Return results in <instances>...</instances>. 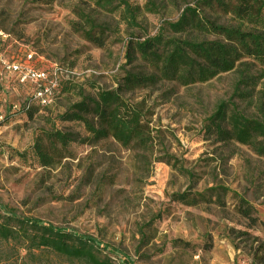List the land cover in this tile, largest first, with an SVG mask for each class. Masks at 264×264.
I'll list each match as a JSON object with an SVG mask.
<instances>
[{
  "label": "rangeland",
  "instance_id": "rangeland-1",
  "mask_svg": "<svg viewBox=\"0 0 264 264\" xmlns=\"http://www.w3.org/2000/svg\"><path fill=\"white\" fill-rule=\"evenodd\" d=\"M127 1L140 9L135 24L118 1L103 9L99 0H0V204L96 237L114 264H254V250L264 245V157L256 138L222 142L205 126L221 101L248 116L259 112L261 68L250 71L259 81L253 101L234 95L237 72L189 86L127 87L126 72L145 69L124 57L129 36L157 34L197 0ZM84 15L118 27L105 49L74 30ZM13 63L58 79L61 88L47 106ZM119 87L123 98L143 104L151 131L146 149L111 137L94 142L83 123L61 118ZM38 143L53 157L48 166L30 149ZM240 199L253 208L257 226L238 212ZM0 264L89 263L55 253L26 256L0 240Z\"/></svg>",
  "mask_w": 264,
  "mask_h": 264
},
{
  "label": "trees",
  "instance_id": "trees-1",
  "mask_svg": "<svg viewBox=\"0 0 264 264\" xmlns=\"http://www.w3.org/2000/svg\"><path fill=\"white\" fill-rule=\"evenodd\" d=\"M116 1L124 5L127 23L135 24L140 9L127 0H99V5L114 9ZM83 19L84 24L74 25V30L81 31L100 48L107 47L110 33L119 31L118 27L88 15ZM124 57L127 63L140 62L145 68L137 73L126 72L122 83L127 87L147 88L162 81L189 86L237 72L234 95L253 101L259 81L256 82L258 76L251 74V67L259 66L264 75V0H197L194 7H186L177 21L166 22L157 34L146 37L131 34L125 43ZM120 87L101 90L97 98L77 103L61 118L83 123L94 142L111 137L123 146L146 149L151 131L143 104L123 98ZM206 123V132L215 134L222 142L246 144L256 138V150L264 157V104L256 115L248 116L235 103L221 101ZM53 135L60 141H68L64 134ZM30 149L41 166L52 163L53 157L41 144ZM238 212L251 227L257 226L254 210L244 199H240ZM0 240L26 256L55 253L89 264H114L110 257L102 256V244L96 237L25 216L3 204H0ZM253 261L264 264V245L254 250Z\"/></svg>",
  "mask_w": 264,
  "mask_h": 264
},
{
  "label": "built area",
  "instance_id": "built-area-1",
  "mask_svg": "<svg viewBox=\"0 0 264 264\" xmlns=\"http://www.w3.org/2000/svg\"><path fill=\"white\" fill-rule=\"evenodd\" d=\"M29 59L32 54L28 55ZM11 68L21 75V81H30L34 87V96L38 103L47 106L57 90H59V81L50 75L45 68H36L30 64L13 63Z\"/></svg>",
  "mask_w": 264,
  "mask_h": 264
}]
</instances>
